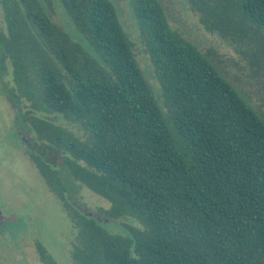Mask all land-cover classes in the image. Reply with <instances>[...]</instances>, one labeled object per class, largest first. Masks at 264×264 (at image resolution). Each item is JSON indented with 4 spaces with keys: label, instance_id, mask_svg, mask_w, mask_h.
Returning a JSON list of instances; mask_svg holds the SVG:
<instances>
[{
    "label": "trees",
    "instance_id": "1",
    "mask_svg": "<svg viewBox=\"0 0 264 264\" xmlns=\"http://www.w3.org/2000/svg\"><path fill=\"white\" fill-rule=\"evenodd\" d=\"M130 1L159 92L114 0H2L0 49L14 67L5 92L71 217L74 262L264 264V110L173 28L160 0ZM187 1L224 39L254 42L264 31V0ZM56 7L82 42L55 20ZM83 186L111 207L83 211ZM38 248L44 264H60Z\"/></svg>",
    "mask_w": 264,
    "mask_h": 264
},
{
    "label": "rangeland",
    "instance_id": "2",
    "mask_svg": "<svg viewBox=\"0 0 264 264\" xmlns=\"http://www.w3.org/2000/svg\"><path fill=\"white\" fill-rule=\"evenodd\" d=\"M114 1L123 25L135 43L137 57L159 92L131 1ZM160 1L173 28L197 44L246 99L258 110H264V31L254 42L247 39L230 41L207 30L187 0ZM53 13L55 20L64 25L74 39L82 42L81 34L73 22L70 27L64 11L56 7ZM30 103L26 102V106ZM16 116V111L0 96V210L4 216L14 217L13 221L0 226V264H44L40 259L39 243L60 264H76L71 256L75 233L71 217L33 163L28 147L20 137L21 134L30 139V135L18 127ZM52 116L80 139H89L88 132L76 122L62 119L57 114ZM52 159L56 164L62 162L58 154H54ZM78 200L83 211L95 215L100 209L111 207L108 200L85 186L79 189ZM108 227L112 230L111 226Z\"/></svg>",
    "mask_w": 264,
    "mask_h": 264
},
{
    "label": "flooded vegetation",
    "instance_id": "3",
    "mask_svg": "<svg viewBox=\"0 0 264 264\" xmlns=\"http://www.w3.org/2000/svg\"><path fill=\"white\" fill-rule=\"evenodd\" d=\"M8 31L6 27V20H5V13L3 10L2 0H0V41L3 40L5 37H8ZM5 70V73L1 76L0 75V96L5 98L7 102L12 106V109H14L13 106V98L6 92V87H14V67L13 62L10 57V55L7 52V56H4V53L0 49V73H2ZM15 110V109H14ZM18 118V116H16ZM27 133V132H25ZM29 134V133H27ZM30 135V134H29ZM21 139L23 140L24 144L28 147H31V142L29 138H26L24 135L20 134ZM31 137V135H30Z\"/></svg>",
    "mask_w": 264,
    "mask_h": 264
},
{
    "label": "water",
    "instance_id": "4",
    "mask_svg": "<svg viewBox=\"0 0 264 264\" xmlns=\"http://www.w3.org/2000/svg\"><path fill=\"white\" fill-rule=\"evenodd\" d=\"M14 217H6L2 214V211L0 210V226H2L3 224H5L7 221H13Z\"/></svg>",
    "mask_w": 264,
    "mask_h": 264
}]
</instances>
